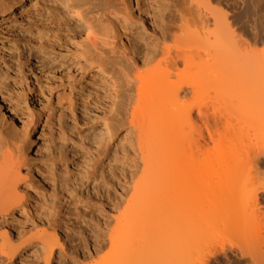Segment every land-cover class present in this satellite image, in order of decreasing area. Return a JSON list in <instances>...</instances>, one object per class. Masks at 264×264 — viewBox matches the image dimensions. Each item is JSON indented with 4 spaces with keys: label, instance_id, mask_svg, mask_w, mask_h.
I'll return each instance as SVG.
<instances>
[{
    "label": "rangeland",
    "instance_id": "374dc122",
    "mask_svg": "<svg viewBox=\"0 0 264 264\" xmlns=\"http://www.w3.org/2000/svg\"><path fill=\"white\" fill-rule=\"evenodd\" d=\"M66 1L32 0L23 13L8 17L0 24V102L4 97L2 110L14 118V121L9 119L11 125L4 122L7 127L4 124L0 128L10 127L11 134H16L24 122L31 121L35 126L34 135L39 149L38 157H29L26 164H19L17 155L11 154L6 160L7 168L18 176L17 181L6 189L9 188L10 194H17L16 202L22 205L14 215H0V244L7 239L14 245H26L23 259L20 256L14 258L16 264H47V261L48 264H129L130 254L127 253L134 246L138 261L147 258L154 263L182 261L200 264L203 237L200 228L208 219L211 203L216 201L213 199L221 189L218 181L215 182V172L211 170L208 176L204 175L206 179H200V214L185 213L183 217L161 213L169 197L158 192L155 177L163 174L150 176L139 185L137 193V208L143 219L137 239L134 242L129 232L119 230L116 240L111 241V231L116 227L113 215L118 208L123 210L132 198L142 164L137 151V135L126 121H113L115 135L112 139L109 140L106 135L101 137V118L105 113L121 112L125 85L119 80L117 87H112L111 82L105 81L95 67L86 63L82 54L87 46L88 25L102 21L118 26L125 41L141 52L159 50V24L171 0H77L82 9L81 16L69 10L65 6ZM202 1L212 7L217 6L213 0ZM223 2L228 7V0ZM229 2L233 8L229 6L228 9L233 11L223 8L235 15L246 9L241 0ZM247 4L248 9L241 15L240 22L249 30L250 36L243 35L245 39L241 44L247 40L251 48L264 49V36L258 40L251 38L256 19L263 22L261 25L264 28V0H248ZM210 27L213 25L210 24ZM238 42L234 55L243 48ZM107 66L118 78L120 71L116 62L110 61ZM237 81L232 86L236 87ZM213 94L216 95V92ZM214 97L209 96L206 101ZM7 103L14 113L7 112L10 109ZM249 116L252 122L245 120L249 123L246 126L254 124L252 128L256 132L251 130L250 133L252 128H248L245 135L244 126L241 127L244 131H241L242 135L251 139L256 133L251 140L260 141L261 137L264 141V132H259L261 123L252 114L246 118L249 119ZM66 154L70 156L65 170L68 177L63 181L60 172L62 157ZM255 164L264 183L263 153ZM213 166L211 169L217 167ZM183 176L179 174L172 180L176 184V192L189 189L190 185ZM263 193H259L260 204L264 203ZM24 210L25 213L22 212ZM159 216H163L162 224L166 225L161 233L156 229ZM180 218L184 226H171L174 220ZM203 227H206L205 224ZM157 230L160 234L157 233L156 238L139 242L138 238ZM45 231L56 233L54 240H58L50 259L47 258L48 252L37 244L38 233ZM227 236L231 238L233 235ZM232 239L239 243L237 238ZM235 257L223 255L216 260L220 261L218 264H238V257ZM216 260L212 258L208 264H217ZM0 264H8V261L1 260Z\"/></svg>",
    "mask_w": 264,
    "mask_h": 264
},
{
    "label": "bare ground",
    "instance_id": "6f19581e",
    "mask_svg": "<svg viewBox=\"0 0 264 264\" xmlns=\"http://www.w3.org/2000/svg\"><path fill=\"white\" fill-rule=\"evenodd\" d=\"M31 1L0 0V24L8 17L23 13ZM213 1L217 3L216 7L202 0L169 1L159 24L160 48L152 52H141L135 45L125 41L118 26L105 21L91 23L88 30L85 29L87 46L82 54L86 63L95 67L105 81L111 82L112 87H117L119 80L125 85L121 112L115 110L114 115L105 113L101 118V137L106 135L109 140L112 139L115 135L113 121H126L137 135V151L142 164L132 198L123 210L118 208L113 215L116 227L112 229L110 239L114 242L116 232L123 230L129 232L135 242L138 228L143 223L142 213L137 208L139 185L161 172V177H155L157 189L161 195L169 197L161 213L175 214L176 217H183L185 213L200 214V179H206L205 176L211 170L215 172V182L218 181L221 189H218V195L213 199L217 202L211 203L208 219H203L206 227L202 225L203 230L200 228L203 232L200 264H208L212 258L216 260L221 256L223 258V255L238 257V264H264V203L259 202L264 183L260 178L262 174L255 169V161L261 153L264 154V141L261 137L260 141L251 140L256 134L253 132L251 139L245 136L248 128L254 125L246 126L252 122L249 121L250 116L246 118L250 114L261 123L259 132H264V49L256 50L255 46V50L253 46L252 49L246 43L247 40L246 46L241 44L243 35L248 36L250 33L240 22L241 15L248 9V0H241L246 9H242L241 13L236 12V15L228 9L232 6L229 0L226 4L228 7L224 6L223 0ZM65 6L81 16L82 9L77 0H67ZM262 23L259 19L254 22V31L250 30L253 40L264 36ZM237 39H240V43ZM237 42L243 48H239V53L234 55ZM110 61L117 64L120 71L118 78L107 66ZM236 81L237 86H232ZM208 86L213 89H207ZM210 91L212 94L215 91L216 95L206 93ZM209 96L214 97L213 100L210 98L206 101ZM2 103H5L4 97L0 102V122L3 121L0 125L4 127L5 124L7 127L9 119L14 121V118L6 115ZM7 106L10 108L7 112L14 113L9 103ZM24 123L21 130L18 127L21 132L16 134H11L10 127L0 128V215L3 217L14 215L22 205L16 202L18 195L13 193V196L9 188L6 189L18 177L7 168V158L11 154L17 155L18 163L26 164L29 157L35 159L39 155L35 126L31 121ZM244 126L245 133L242 130ZM245 137L247 140H244ZM33 152L35 154L32 155ZM68 157L67 154L62 157L65 166L62 165L60 177L63 181L68 177L65 171ZM213 165L217 167L211 169ZM207 167H210L209 170ZM179 174L184 175L189 183L188 190L175 191L176 184L172 180ZM22 212L25 213V210ZM162 217L159 216L156 221V229L160 233L162 230L164 232L166 226L162 224ZM181 219L174 220L171 226H184ZM158 230L138 238L139 242L156 238ZM227 235H233L239 243L236 244ZM38 236L37 244H41L48 252L47 258L50 259L54 245L58 243V240H54L56 233L45 231L43 234L38 233ZM223 239H228L225 241L228 244ZM25 247L23 243L14 245L3 239L0 261L6 259L8 264H16L14 258L20 256L22 260ZM131 248L127 253L130 254L129 264H192L168 260L154 263L147 258H141L140 262L136 260L135 246Z\"/></svg>",
    "mask_w": 264,
    "mask_h": 264
}]
</instances>
